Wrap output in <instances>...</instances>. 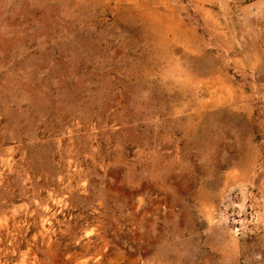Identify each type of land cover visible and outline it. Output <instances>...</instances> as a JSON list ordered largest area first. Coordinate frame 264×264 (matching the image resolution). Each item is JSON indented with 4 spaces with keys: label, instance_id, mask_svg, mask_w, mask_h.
<instances>
[{
    "label": "rangeland",
    "instance_id": "obj_1",
    "mask_svg": "<svg viewBox=\"0 0 264 264\" xmlns=\"http://www.w3.org/2000/svg\"><path fill=\"white\" fill-rule=\"evenodd\" d=\"M0 264H264V0H0Z\"/></svg>",
    "mask_w": 264,
    "mask_h": 264
}]
</instances>
